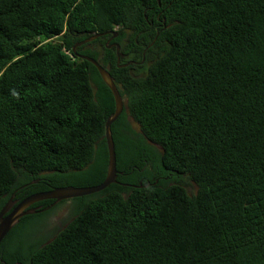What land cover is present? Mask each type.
<instances>
[{"label":"trees","instance_id":"obj_1","mask_svg":"<svg viewBox=\"0 0 264 264\" xmlns=\"http://www.w3.org/2000/svg\"><path fill=\"white\" fill-rule=\"evenodd\" d=\"M104 32L76 53L125 100L121 173L63 200L72 214L55 235H37L54 210L24 216L0 260L264 264V0H0V210L105 179L115 99L73 51Z\"/></svg>","mask_w":264,"mask_h":264},{"label":"water","instance_id":"obj_2","mask_svg":"<svg viewBox=\"0 0 264 264\" xmlns=\"http://www.w3.org/2000/svg\"><path fill=\"white\" fill-rule=\"evenodd\" d=\"M108 33L112 34L111 39H114L118 36L117 31H110ZM107 32L104 33H96L88 38H84V40L78 42L73 47V51L76 53V49L78 46L89 43L94 41L100 36L106 35ZM116 46L117 53L119 55V44H112L109 47ZM76 56H79L83 59H86L90 62H92L98 69L99 74L103 81L106 83V85L110 88L114 99H115V111L112 115H110L105 123V137L107 142V148H108V166H107V172L105 179L97 185L94 186H64V187H56L52 190L38 192L35 194H32L31 196L27 197L24 201H22L16 208H14L8 215H5L11 208L10 201L8 204L0 211V245L2 241L5 239L7 234L13 229L15 225H17L20 220L28 214L35 213V210L27 209V207L35 202L46 200V199H53L55 200V203L71 199L75 197H81L85 195H91L95 194L97 192H100L104 190L106 187L111 185L112 183H115L117 180V175L121 172L118 171L117 168V155H116V148H115V142L112 134V123L115 122L118 117L121 115L125 108V100L122 97L117 85L115 84L113 77L111 76L110 72L102 66L97 60L89 57L80 55L78 53L75 54ZM120 61V56L118 57V62ZM128 65V63L124 64V66ZM0 264H8L2 260H0ZM12 264V263H11ZM13 264H22L21 262H16Z\"/></svg>","mask_w":264,"mask_h":264},{"label":"flooded vegetation","instance_id":"obj_3","mask_svg":"<svg viewBox=\"0 0 264 264\" xmlns=\"http://www.w3.org/2000/svg\"><path fill=\"white\" fill-rule=\"evenodd\" d=\"M110 41V40H109ZM38 181L35 180L33 183H37ZM49 186V185H48ZM23 187V186H22ZM25 187V186H24ZM54 188H50L49 190H52ZM48 191V190H47ZM35 194V193H34ZM32 195V194H31ZM31 195H27V196H24L23 198H17L16 197V194H13L11 196V198L4 204V206L1 208V210L8 204V202L10 201V205H11V208L9 209V211H6L7 213L5 215H8L14 208H16L22 201H24L27 197L31 196ZM64 202L66 201H60V202H57L55 203V200L53 199H46V200H41V201H38V202H35L31 205H29L27 207V209H32V210H35V213H32V214H36V213H41V212H44V211H53L51 212L50 214V219L52 217V215L54 214V212H58L61 210V208L63 207L64 205ZM0 210V211H1ZM71 212L70 214L68 215L67 218L63 217V218H60L59 219V222H60V225L61 227H56L55 229L58 231L60 229H63L64 227H66L67 225V222L70 220V217H71ZM29 215V214H28ZM26 216V215H25ZM49 219V220H50ZM47 226V225H46ZM52 234H54V232H52ZM51 234V235H52ZM50 234H44L43 236H48L50 237L51 236Z\"/></svg>","mask_w":264,"mask_h":264},{"label":"rangeland","instance_id":"obj_4","mask_svg":"<svg viewBox=\"0 0 264 264\" xmlns=\"http://www.w3.org/2000/svg\"><path fill=\"white\" fill-rule=\"evenodd\" d=\"M130 121L132 122L133 126L137 130H139V125L136 122L132 121V120H130ZM187 188H188V191L191 192V193L192 192H194V193L197 192V186L192 181L189 182V185L187 186ZM72 200L74 201V202L71 201L72 202V206H73L74 210H76L78 202L77 201L75 202L74 199H72ZM70 207H71V204L69 202L64 203V205H63V207L61 208L60 211L54 212V214L52 215L51 219L48 222V226H46V228L44 230H41L40 232H38L37 235H43L44 233H50V232H54V235H55L59 231V230L57 231L55 228L56 227H61L59 219L63 218V217H65V218L68 217V215L70 214V211H72ZM34 234H36V232H31L30 234H28V236L29 237H33Z\"/></svg>","mask_w":264,"mask_h":264}]
</instances>
